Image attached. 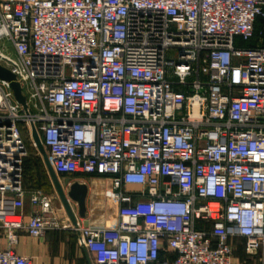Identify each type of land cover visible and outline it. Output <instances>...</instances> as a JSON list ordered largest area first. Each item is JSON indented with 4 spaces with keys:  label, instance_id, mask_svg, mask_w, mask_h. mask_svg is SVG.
<instances>
[{
    "label": "built area",
    "instance_id": "2783aa9c",
    "mask_svg": "<svg viewBox=\"0 0 264 264\" xmlns=\"http://www.w3.org/2000/svg\"><path fill=\"white\" fill-rule=\"evenodd\" d=\"M259 22L264 0H0V66L27 105L0 80L10 244L65 229L93 264H235V238L264 251V32L234 44ZM32 125L56 175L103 180L114 227L75 226L55 195L24 190Z\"/></svg>",
    "mask_w": 264,
    "mask_h": 264
},
{
    "label": "crops",
    "instance_id": "0c3cea01",
    "mask_svg": "<svg viewBox=\"0 0 264 264\" xmlns=\"http://www.w3.org/2000/svg\"><path fill=\"white\" fill-rule=\"evenodd\" d=\"M34 150L36 154H32L30 159V186L24 185V190L27 193L41 191L32 176L31 169H35L39 172L40 179L49 184L51 191L48 192H52L53 186L43 161L36 149ZM65 177L58 176L61 182ZM70 177L71 183L84 184L88 189L85 200L86 216L83 220L77 217L78 221L84 226L114 227L117 224V218L107 215L103 180L97 177L81 175ZM130 189L135 190L136 187ZM36 209L38 208L29 204L28 196H26L23 211L25 217ZM72 209L76 213L75 205L72 206ZM16 236V243L11 245L7 237V231L0 226V251L11 250L17 256L30 258L32 264H93V256L78 246L76 235L71 231L65 229L48 231L39 238H32L24 231H18ZM259 253L264 254V251Z\"/></svg>",
    "mask_w": 264,
    "mask_h": 264
},
{
    "label": "water",
    "instance_id": "95a60500",
    "mask_svg": "<svg viewBox=\"0 0 264 264\" xmlns=\"http://www.w3.org/2000/svg\"><path fill=\"white\" fill-rule=\"evenodd\" d=\"M0 80L5 81L9 84V87L13 92L15 100L22 106L23 110L26 111V99L23 95L25 90L20 87L19 83L16 81V77L10 71L0 66ZM31 127L32 140L35 149L43 161L50 182L58 197L59 203L63 207L71 223L76 226L77 217L83 220L86 216L85 200L88 191L87 186L77 182L71 183L70 177H65L62 182L60 181L51 166L47 152L43 147L34 126L32 125ZM70 201L77 205V216L72 210V207L69 203Z\"/></svg>",
    "mask_w": 264,
    "mask_h": 264
},
{
    "label": "rangeland",
    "instance_id": "374dc122",
    "mask_svg": "<svg viewBox=\"0 0 264 264\" xmlns=\"http://www.w3.org/2000/svg\"><path fill=\"white\" fill-rule=\"evenodd\" d=\"M261 29L264 32V24L259 22L258 24H256L255 38L252 41H250L252 45H255L257 42H259V37L261 36V35H259V33H260ZM234 44H235V46H245L246 45L245 43L241 42L239 39H236ZM7 45L8 44L6 42H3L0 45V47L2 49H7L8 48ZM23 134H24V138H25L26 142H28V148H29V157L28 158L30 159L31 155L36 154V153H35V150H33V152H30V149H32L33 147L31 146V144L29 142V138H28V135H27L25 130H24ZM29 166H30V162H29ZM25 172L26 173H25V178H24V185L30 186V167L25 169ZM31 172H32L33 176H36L38 174V172L35 169H31ZM37 185H38V189H40L42 192H44L46 194H50L51 197H52V195L57 196L54 189L52 190V192H48V191H51L48 183L41 180V181H39V183ZM54 203L56 204L57 201L55 200ZM232 246L234 248L233 260H234L235 264H264V254L258 253V255L251 257V256H248L243 251V249H242L243 240L242 239H239V238L233 239L232 240Z\"/></svg>",
    "mask_w": 264,
    "mask_h": 264
},
{
    "label": "trees",
    "instance_id": "16d2710c",
    "mask_svg": "<svg viewBox=\"0 0 264 264\" xmlns=\"http://www.w3.org/2000/svg\"><path fill=\"white\" fill-rule=\"evenodd\" d=\"M246 45L245 46H254V45H252L251 44V42H247V43H245ZM24 131H22V136H23V138H24ZM24 141H25V143H26V147H27V152H28V157H29V148H28V142H26V140H25V138H24ZM33 148L32 149H30V152H33ZM26 158L25 160H24V163H23V176H22V185H23V188H24V178H25V169H27V168H29L30 166H29V162H30V159H31V157H30V159L29 158ZM34 168H35V166H33ZM38 172V171H37ZM38 175V176H37ZM36 176H33V178L35 179V183H36V185L39 183V181L41 180L40 179V174H39V172H38V174H37ZM31 180V179H30ZM33 180V179H32Z\"/></svg>",
    "mask_w": 264,
    "mask_h": 264
},
{
    "label": "flooded vegetation",
    "instance_id": "af4514ba",
    "mask_svg": "<svg viewBox=\"0 0 264 264\" xmlns=\"http://www.w3.org/2000/svg\"><path fill=\"white\" fill-rule=\"evenodd\" d=\"M71 178V177H70Z\"/></svg>",
    "mask_w": 264,
    "mask_h": 264
}]
</instances>
